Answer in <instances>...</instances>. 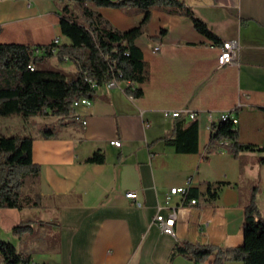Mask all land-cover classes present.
<instances>
[{"label": "crops", "instance_id": "1", "mask_svg": "<svg viewBox=\"0 0 264 264\" xmlns=\"http://www.w3.org/2000/svg\"><path fill=\"white\" fill-rule=\"evenodd\" d=\"M186 1L220 43L200 32L189 16L152 8L136 39L149 69L141 96L125 91L136 83L102 84L92 104L77 107V119L60 123L51 137L34 124L42 116H7L5 125L12 131L0 134L34 137L32 156L42 170L26 178L22 193L40 195L41 204L0 208V239L39 264H214L213 255L202 262L187 258L177 252V244L244 243L245 207L254 187L264 216V162L259 161L264 152L235 156L212 142V125L231 110L242 141L264 145V0ZM94 8L120 30L145 16L137 9ZM0 25L1 42L36 48L55 39L60 45L71 43L57 0H0ZM163 29L166 34L158 38ZM230 38L239 41V58L219 66L220 46ZM45 59L68 73L78 70L75 60L56 52ZM181 119L198 120L197 151H179L167 143L166 134ZM114 138L122 144H112ZM95 152L104 153L105 161H87ZM188 180L186 196L170 194ZM130 190L138 192L136 200L126 197ZM192 198L197 202L192 204ZM173 210L175 234H169L156 216L167 217ZM26 219L36 220L35 230L17 237L13 228Z\"/></svg>", "mask_w": 264, "mask_h": 264}, {"label": "trees", "instance_id": "2", "mask_svg": "<svg viewBox=\"0 0 264 264\" xmlns=\"http://www.w3.org/2000/svg\"><path fill=\"white\" fill-rule=\"evenodd\" d=\"M61 5V26L70 44L44 45L42 54L36 47L22 43L0 41V116L23 115L54 116L62 124L77 119L73 107L75 99L83 96L95 98L98 85L112 78L128 81L125 91L139 97L149 79L148 64L136 39L150 21L152 8H163L172 13L189 16L195 27L206 36L220 43L207 21L199 16L186 0H57ZM94 6H110L137 9L145 13L138 25L120 30L114 27ZM0 25V34L2 32ZM166 34V29L160 33ZM43 46H40L42 48ZM57 47L60 56L76 61L78 70L68 73L60 68L41 69L37 62L54 54ZM32 65L33 68L30 66ZM121 73V74H120ZM198 120L176 122L175 128L166 134V141L179 151L198 150ZM236 124L230 119L212 125V142L223 144L235 156L243 151H263L264 145L242 141ZM58 128L47 124L44 136L56 135ZM34 137L32 134H0V208L39 206L41 196H24L23 185L28 176H39L42 166L33 160ZM89 162H104L105 154L95 152ZM264 162V155L259 158ZM211 188L209 187V191ZM258 187H254L245 207L244 243L223 247L216 244H198L184 241L176 250L196 262L214 256V264L229 260L244 264H264V216L256 201ZM36 220L26 219L13 228L17 237L33 233ZM52 223L51 221H40ZM31 256L22 252L9 240L0 239V264H32Z\"/></svg>", "mask_w": 264, "mask_h": 264}, {"label": "built area", "instance_id": "3", "mask_svg": "<svg viewBox=\"0 0 264 264\" xmlns=\"http://www.w3.org/2000/svg\"><path fill=\"white\" fill-rule=\"evenodd\" d=\"M54 43L58 44V39H55ZM44 47L45 46H43L42 48L39 47L36 49H37V51L44 52L45 51ZM159 48L160 47L158 45L155 46L156 50H158ZM239 51H240V44H239V41L237 38H230V39L224 40L222 45L220 46V51H219V54L217 57L219 66H226V65H229V64L236 62L239 58ZM53 52L57 53V47H53ZM62 57L63 58H69L68 56H62ZM30 66L33 68L32 65H30ZM117 82L118 81L116 80V78H112L111 80L106 82L105 85L112 87V86L116 85ZM92 85L96 89H98V87L100 86L95 81L92 82ZM91 104H92V98L83 96L81 98L74 100L73 107L76 109L80 105H91ZM179 114H180V111L174 112V115H176V116ZM195 116H196L195 113H191V117L195 118ZM221 119L222 120L230 119L234 122V124L238 123V118L233 114V112L231 110L224 111L221 114ZM83 123L84 124L87 123L86 118L83 119ZM111 143L114 145L120 146L122 144V140H120L118 138H114L111 140ZM190 184H191V180H188L187 184L184 186H174L171 188L170 194L171 195L182 194V195L186 196L189 193ZM126 197L136 200L139 197V194L137 191L130 190V191L126 192ZM190 201L192 204H194L197 202V198H192ZM176 217H177V212H176V210H173L168 214L167 217L162 213H158L156 216V220L160 223L163 231H165L166 233H169V234H175ZM32 264H39V263L32 261ZM44 264H50V263L46 262Z\"/></svg>", "mask_w": 264, "mask_h": 264}, {"label": "rangeland", "instance_id": "4", "mask_svg": "<svg viewBox=\"0 0 264 264\" xmlns=\"http://www.w3.org/2000/svg\"><path fill=\"white\" fill-rule=\"evenodd\" d=\"M53 61H55V60L50 61L48 59H43V60L38 61L37 65L41 69H55V67L50 64V62L54 63ZM20 116H23V115H20ZM0 117L3 120V121H0V131H4V133H10V131H12L11 128L9 126L5 125L6 122H7L6 118H8V117L7 116H0ZM23 117H25V116H23ZM29 117L31 118L29 120H32V116H29ZM42 117H43V119L42 118H37V117L34 118V120H35L34 124L35 125H40L41 129L44 128L47 124H49V126L51 128H54L55 126L57 128L60 127L59 126V122L57 121V119L55 117H53V116H50V117L42 116ZM42 120H43V122H42ZM242 192L246 193V190H243Z\"/></svg>", "mask_w": 264, "mask_h": 264}]
</instances>
